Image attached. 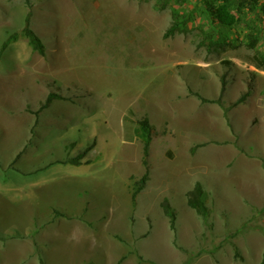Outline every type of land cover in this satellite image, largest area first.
Returning a JSON list of instances; mask_svg holds the SVG:
<instances>
[{
	"label": "rangeland",
	"instance_id": "obj_1",
	"mask_svg": "<svg viewBox=\"0 0 264 264\" xmlns=\"http://www.w3.org/2000/svg\"><path fill=\"white\" fill-rule=\"evenodd\" d=\"M233 2L0 0V264H261L264 0ZM28 13L44 53L2 47Z\"/></svg>",
	"mask_w": 264,
	"mask_h": 264
},
{
	"label": "trees",
	"instance_id": "obj_2",
	"mask_svg": "<svg viewBox=\"0 0 264 264\" xmlns=\"http://www.w3.org/2000/svg\"><path fill=\"white\" fill-rule=\"evenodd\" d=\"M234 6L233 0H222V3L219 4L215 8V16L217 20L226 26H231L241 20L239 12L237 10L232 11V7ZM177 26L172 25L168 28L165 35H172L174 34ZM20 35H24L29 39V43L33 46V48L39 50L40 52L44 53V44L39 38V36L31 29L30 27V13H28L26 17V25L22 29L21 32H14L11 34L6 41L3 43L2 47H7V45L15 40H17ZM248 40H249V46L255 47L258 43V37L254 33H248ZM203 45H207V48L210 51H213L214 49L217 50L218 47H225V42H214L211 41L209 44L207 42H202ZM257 67H260L264 69V54L259 55L256 58V61L254 62ZM56 97V94L50 93L46 102L43 104V107H46L52 99ZM58 97V96H57ZM139 127L137 130L138 136L142 139L144 143V152L145 155L149 152V146L153 139V135L155 133V126L151 124L149 117L145 116L141 120H139ZM95 140L92 144L88 145L83 151H81L77 156L68 158L67 162L71 164H80L82 158L94 147ZM88 163V162H87ZM148 178V171L142 176V178L136 182V188L135 192L133 193V197L136 196L137 192H139L146 180ZM188 196V204L190 207L196 210V212L203 217H206L208 215V206L206 205L205 199H206V192L200 182H197L193 189L189 190L187 193ZM164 209L166 212L170 213V219H171V227L172 229H175V211L170 207L167 201L163 204ZM3 239V236H0ZM261 264H264V260L261 262Z\"/></svg>",
	"mask_w": 264,
	"mask_h": 264
},
{
	"label": "crops",
	"instance_id": "obj_3",
	"mask_svg": "<svg viewBox=\"0 0 264 264\" xmlns=\"http://www.w3.org/2000/svg\"><path fill=\"white\" fill-rule=\"evenodd\" d=\"M24 143H25V142H24ZM24 143H23V145H24ZM23 145H21V146L17 147V148H16V150H17V151H18V150H20V151H21V150H22V146H23ZM20 151H19V152H20ZM19 152H18V153H19ZM1 160H2V159H1Z\"/></svg>",
	"mask_w": 264,
	"mask_h": 264
}]
</instances>
